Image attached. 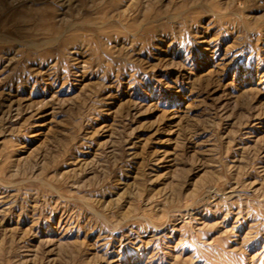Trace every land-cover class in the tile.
Segmentation results:
<instances>
[{"label":"rangeland","instance_id":"rangeland-1","mask_svg":"<svg viewBox=\"0 0 264 264\" xmlns=\"http://www.w3.org/2000/svg\"><path fill=\"white\" fill-rule=\"evenodd\" d=\"M0 264H264V0H0Z\"/></svg>","mask_w":264,"mask_h":264},{"label":"bare ground","instance_id":"bare-ground-1","mask_svg":"<svg viewBox=\"0 0 264 264\" xmlns=\"http://www.w3.org/2000/svg\"><path fill=\"white\" fill-rule=\"evenodd\" d=\"M8 41V40H7Z\"/></svg>","mask_w":264,"mask_h":264}]
</instances>
